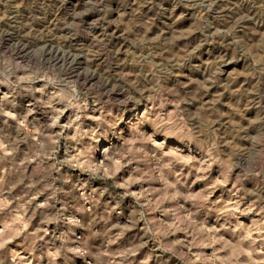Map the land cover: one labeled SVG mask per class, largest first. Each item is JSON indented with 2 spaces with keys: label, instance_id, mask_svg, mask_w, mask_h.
I'll list each match as a JSON object with an SVG mask.
<instances>
[{
  "label": "clouds",
  "instance_id": "clouds-1",
  "mask_svg": "<svg viewBox=\"0 0 264 264\" xmlns=\"http://www.w3.org/2000/svg\"><path fill=\"white\" fill-rule=\"evenodd\" d=\"M0 264H264V0H0Z\"/></svg>",
  "mask_w": 264,
  "mask_h": 264
}]
</instances>
